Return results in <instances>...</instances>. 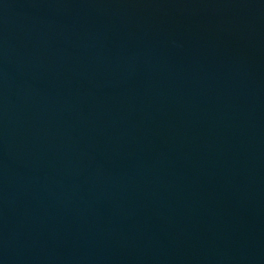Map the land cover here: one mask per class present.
Listing matches in <instances>:
<instances>
[{"label":"water","instance_id":"1","mask_svg":"<svg viewBox=\"0 0 264 264\" xmlns=\"http://www.w3.org/2000/svg\"><path fill=\"white\" fill-rule=\"evenodd\" d=\"M0 264H264V0H0Z\"/></svg>","mask_w":264,"mask_h":264}]
</instances>
